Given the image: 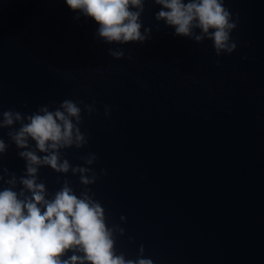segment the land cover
Here are the masks:
<instances>
[{"label": "water", "instance_id": "1", "mask_svg": "<svg viewBox=\"0 0 264 264\" xmlns=\"http://www.w3.org/2000/svg\"><path fill=\"white\" fill-rule=\"evenodd\" d=\"M159 7L147 2L141 16L149 40L109 45L65 0H0V111L95 101L91 116L81 105L88 144L65 158L98 157L90 188L125 230L118 254L135 259L143 245L153 264H264V0H225L237 48L219 57L211 41L158 23ZM7 131L0 163L20 176ZM39 179L50 194L58 179L83 188L47 167Z\"/></svg>", "mask_w": 264, "mask_h": 264}, {"label": "clouds", "instance_id": "2", "mask_svg": "<svg viewBox=\"0 0 264 264\" xmlns=\"http://www.w3.org/2000/svg\"><path fill=\"white\" fill-rule=\"evenodd\" d=\"M76 19L83 15L98 25L97 37L106 44H143L151 37L141 16L145 3L159 7L155 20L174 28V35L196 44L209 40L216 56L231 55L237 48L232 32L237 28L225 0H65ZM143 28V31H142ZM113 59L121 60L124 52L109 49ZM244 59H247L245 56ZM219 67V61H217ZM89 116L96 112L95 101L63 100L41 105L25 114L15 109L0 111V133L6 135L25 162V170L17 176L0 163V264H153L144 257L141 245L135 259L117 253V236H124L119 225L109 226L108 217L90 186L99 179L92 165L95 154L82 157L84 166H73L65 153L88 144L81 131L82 107ZM111 109L104 106V115ZM18 125V127H16ZM9 143L0 135V162ZM57 174L79 176L83 186L79 195L71 181L64 179L59 190L50 194L39 179L41 168ZM101 175H107L101 170ZM7 177V178H6ZM125 222L124 216L120 217ZM70 254V255H69Z\"/></svg>", "mask_w": 264, "mask_h": 264}]
</instances>
